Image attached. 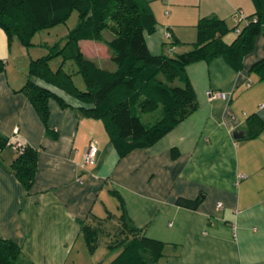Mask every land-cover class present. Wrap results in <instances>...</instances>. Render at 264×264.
<instances>
[{
	"label": "crops",
	"instance_id": "1",
	"mask_svg": "<svg viewBox=\"0 0 264 264\" xmlns=\"http://www.w3.org/2000/svg\"><path fill=\"white\" fill-rule=\"evenodd\" d=\"M148 2L156 26L145 40L157 54L190 48L201 16L217 15L232 27L239 11H254L252 0ZM234 37L230 30L223 38ZM37 44L8 40L0 27V135L37 151L30 186L12 171L13 146L0 151V236L18 243L22 264H92L81 223L121 212L111 189L121 194L133 224L164 242L154 264H264V126L251 137L247 124L251 113L264 122V80L250 70L264 56V32L238 70L221 55L189 62L196 108L150 146L124 155L77 98L64 94L61 105L50 96L49 114L40 117L20 90L31 58L43 55L31 53ZM80 45L85 56L115 67L103 40L81 38ZM209 88L229 98L210 99ZM239 129L246 135L235 137ZM91 141L95 160L85 164Z\"/></svg>",
	"mask_w": 264,
	"mask_h": 264
},
{
	"label": "trees",
	"instance_id": "2",
	"mask_svg": "<svg viewBox=\"0 0 264 264\" xmlns=\"http://www.w3.org/2000/svg\"><path fill=\"white\" fill-rule=\"evenodd\" d=\"M252 2L254 11L243 15L244 20L232 27L217 15L201 16L190 48L172 54L152 53L147 46L145 33L156 26L148 0H0V27L8 40L17 37L21 43L31 45L37 31L65 21L73 9L78 11V22L62 37L64 41L47 44L45 54L31 58L20 90L43 120L49 114L50 96L61 105L67 103L64 94L77 98L84 112L102 120L119 155H124L133 148L150 146L196 108L195 92L185 69L189 62L221 55L234 69L242 67L255 37L264 32V0ZM105 28L113 31L111 37L103 36ZM230 30L235 31V37L226 41L223 37ZM81 38L103 40L115 67L102 66L85 56ZM57 55L61 62L52 68L49 59ZM66 61L73 62L74 71L82 75V88L72 78L74 71L64 68ZM250 70L264 80V56L252 63ZM147 112L150 115L144 121L142 114ZM247 124L251 137L264 126L255 113L247 116ZM9 144V139L0 135V151ZM15 152L12 171L30 186L37 170V151L25 143L22 152ZM111 191L118 197L121 212L94 215L81 223L88 252L93 253L102 241L109 252L115 253L106 264H154L164 242L135 226L121 194L116 189ZM107 224H111L112 233L105 228ZM20 259L18 243L0 236V264H22Z\"/></svg>",
	"mask_w": 264,
	"mask_h": 264
},
{
	"label": "rangeland",
	"instance_id": "3",
	"mask_svg": "<svg viewBox=\"0 0 264 264\" xmlns=\"http://www.w3.org/2000/svg\"><path fill=\"white\" fill-rule=\"evenodd\" d=\"M77 22H78V11L76 9H73L72 13L65 21L57 23L49 28L37 31L33 35L31 40L36 43L38 42V44L35 45L34 47L32 46L33 48L30 49L31 53L36 54V52H39L40 54H44L49 50V48L46 46L47 44H52L57 40H60V42L62 43L64 41V38L62 37H64L68 33L69 29L76 26ZM102 33L105 38H109L113 35V31L110 30L109 28L103 29ZM36 47H38L39 49H36ZM60 62H61V56L59 55L53 56L49 59V64L52 68H56L60 64ZM64 68L73 72L75 70V65L71 61H66L64 63ZM72 78L77 86H79L80 88L84 86V80L80 73L74 71L72 74ZM149 115L150 112H147L146 114L143 113L142 114L143 120L145 121V119ZM111 210L117 211L113 207L111 208ZM105 228L109 230L111 233L112 231H114L111 227V224H107ZM107 239L110 238L107 237ZM105 242H108V240ZM86 253H87L86 255H89L91 259H94L93 262H97V260H99L98 263L108 262L110 260L109 258H112L115 254L109 252L108 249L105 247V245L102 243V241L99 243L98 247L96 248V250L93 252L92 255L88 254V252Z\"/></svg>",
	"mask_w": 264,
	"mask_h": 264
},
{
	"label": "built area",
	"instance_id": "4",
	"mask_svg": "<svg viewBox=\"0 0 264 264\" xmlns=\"http://www.w3.org/2000/svg\"><path fill=\"white\" fill-rule=\"evenodd\" d=\"M243 15L244 14L241 11H239L237 13V16H236L237 23L244 20ZM235 31L236 32L240 31L239 25L236 26ZM166 35L169 36V33L167 32ZM206 94H207L208 98H210V99L217 98V97L222 98V99H228L229 98V94L226 91H222L220 89L209 88L206 90ZM9 142L13 146L15 151L22 152L25 148V142H23L19 139L10 138ZM96 151H97V145L94 141H91L88 145V148H87L85 154H84V163L85 164L86 163L90 164V163L94 162ZM217 205L221 206V202H218Z\"/></svg>",
	"mask_w": 264,
	"mask_h": 264
},
{
	"label": "water",
	"instance_id": "5",
	"mask_svg": "<svg viewBox=\"0 0 264 264\" xmlns=\"http://www.w3.org/2000/svg\"><path fill=\"white\" fill-rule=\"evenodd\" d=\"M245 135H246L245 131H244V130H241V129L236 130V131L234 132V136H235V137H241V136H245Z\"/></svg>",
	"mask_w": 264,
	"mask_h": 264
}]
</instances>
